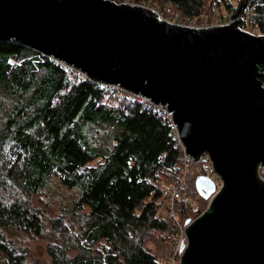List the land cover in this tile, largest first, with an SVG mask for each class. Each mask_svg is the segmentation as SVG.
Wrapping results in <instances>:
<instances>
[{"label": "trees", "instance_id": "1", "mask_svg": "<svg viewBox=\"0 0 264 264\" xmlns=\"http://www.w3.org/2000/svg\"><path fill=\"white\" fill-rule=\"evenodd\" d=\"M132 1L166 19L164 6L186 19L215 12L222 2L232 9L227 0L208 8V0ZM247 3L254 6L250 23L264 34V0ZM58 62L0 39V264H38L27 261L13 237H41L47 223L52 264H160L146 243L166 241L177 228L162 211L169 210L165 188L176 177L181 148L146 102ZM258 66L264 85V63ZM194 179L186 180L187 195L204 200ZM53 186L74 195L58 200L52 215L35 200ZM176 203L180 222L191 219L188 205Z\"/></svg>", "mask_w": 264, "mask_h": 264}, {"label": "water", "instance_id": "2", "mask_svg": "<svg viewBox=\"0 0 264 264\" xmlns=\"http://www.w3.org/2000/svg\"><path fill=\"white\" fill-rule=\"evenodd\" d=\"M194 27L145 4L0 0V39L15 40L87 78L167 104L184 151L207 153L222 185L194 179L206 209L185 220L180 264H264V34Z\"/></svg>", "mask_w": 264, "mask_h": 264}, {"label": "built area", "instance_id": "3", "mask_svg": "<svg viewBox=\"0 0 264 264\" xmlns=\"http://www.w3.org/2000/svg\"><path fill=\"white\" fill-rule=\"evenodd\" d=\"M119 1L135 4V2H133L132 0H119ZM239 1L240 0H238L237 5ZM246 8L247 9L243 10L241 14L237 17L239 26L240 28L246 27L248 31L258 34L257 24L250 23L251 15L254 14V6L251 3H247ZM173 20H175L176 22L180 24L194 26V27H208L213 24L223 23L222 21L221 22L209 21L211 23H207L197 18H190V19L179 18V15H176L173 18ZM212 21H215V20H212ZM101 84L107 85L104 83H101ZM107 86H111L115 88L116 90L126 91L118 86H114V85H107ZM126 93L131 99L141 100V101L146 102V104L151 106L154 111L161 114L166 119L168 128L174 140V145L175 146L178 145L182 150V159H181V163L177 167L176 177L173 179L172 183L165 188V192L167 194V199H168L169 210L168 211L164 210L162 212L163 215L170 214L173 217L177 228L173 232L168 234L167 243L170 245V251L167 253V256L160 261V264H180L181 254H182L181 246L186 241V236L184 232L185 221L180 222L175 205L177 204L176 202H178L180 204L189 206V196L187 195V184H186L187 178L189 176L196 177L198 174L207 175L213 180L214 185H215V190H219V188L222 185V180L220 176H218L214 172L207 153L205 152L202 153L199 159L197 161H194L192 156L184 151V147L181 143L176 123L173 122L172 120L171 113L173 112V110L171 109L168 110L167 104L154 103L149 97L141 95L139 93H131L128 91H126ZM161 158H163V156H161ZM258 174L264 180V165H259Z\"/></svg>", "mask_w": 264, "mask_h": 264}, {"label": "rangeland", "instance_id": "4", "mask_svg": "<svg viewBox=\"0 0 264 264\" xmlns=\"http://www.w3.org/2000/svg\"><path fill=\"white\" fill-rule=\"evenodd\" d=\"M117 2H120L119 0H115ZM229 3H231V10H228L224 5V3H220L218 7L215 8V12L213 11L212 13L207 11L205 9L206 15L203 17H197L199 20H203L204 22L211 23V22H223L222 24H226L230 22V15L233 13V11L237 7V2L238 0H227ZM213 3L214 5V0H208L207 5ZM215 6V5H214ZM210 7L207 6V8ZM211 9V8H210ZM167 6L163 7V11L167 12V17H170L169 20H173V18L176 15H179L177 11H174L173 9L170 11ZM179 18H183L180 17ZM217 19V20H216ZM215 20V21H212ZM211 21V22H209ZM184 22V21H182ZM239 24V22H238ZM214 25H220V24H213ZM244 30H247L246 27L242 28ZM253 33V32H252ZM58 62V61H57ZM64 66L65 64L62 62H58ZM73 71L72 69H70ZM110 103L116 104L117 103V98H111L109 100ZM163 185V183H161ZM54 187V192L49 193V194H43L40 199H36L35 203L37 206L40 208H44L46 211H51V214H56V209L58 206V200H67L70 198L73 194L72 191L66 190L63 188H57L56 186ZM195 187V186H194ZM204 199V198H203ZM208 205V200L207 199H200L195 195L194 193L189 195V215L191 216V219H194L197 217L199 214L202 213L204 207L206 208ZM163 212V211H162ZM199 213V214H198ZM198 214V215H197ZM174 220V219H173ZM53 232L51 228L49 227L48 223L44 229V234L41 237H31V236H24L23 234H17L13 238L15 240V243L19 246V248H22V250H25L26 252V258L28 262H37L38 264H52L51 262V257L48 254L47 251V245L51 238H53ZM168 241V236L166 237V241H161L160 236L155 238V237H150L147 240L146 245L151 249V251L157 255L159 261H161L163 258L167 256V253L170 251V245L167 243L166 247V242ZM167 248L166 256L165 257H160V255L163 254L164 250Z\"/></svg>", "mask_w": 264, "mask_h": 264}]
</instances>
